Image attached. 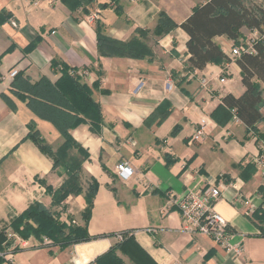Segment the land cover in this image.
Instances as JSON below:
<instances>
[{"label":"crops","instance_id":"obj_1","mask_svg":"<svg viewBox=\"0 0 264 264\" xmlns=\"http://www.w3.org/2000/svg\"><path fill=\"white\" fill-rule=\"evenodd\" d=\"M205 1L94 0L89 7L70 11L58 0H0V14L5 13L0 17V230L34 202L60 213L62 221L71 218L81 225L87 182L97 181L87 224L90 240L62 248L48 238L44 243L46 237L41 242L19 238L20 251L4 256L0 264H94L119 242L116 235L121 232L132 237L152 264H264V235L254 218L264 212V176L253 165L264 154V121L248 129L231 118L234 111L218 109L224 95L238 97L245 91L234 60L210 63L202 70L186 65L188 36L178 25ZM92 14L96 19L90 22ZM160 16L175 25L156 35ZM98 26L119 41L139 38L151 54L101 56ZM245 33L252 35L243 27L242 39ZM214 42L226 55L234 45L224 36ZM60 64L91 88L102 120L95 131L88 122L68 130L88 156L81 162L82 192L53 206L45 185L57 189L65 175L28 138L27 118L52 149L63 139L51 122L35 117L16 99L12 109L3 94H9L14 78L10 71L24 73L30 82L44 76L54 83ZM81 70L87 74L78 76ZM222 77L224 83L219 82ZM259 87L264 102V85ZM158 109L166 117L145 126ZM202 121L206 139L194 142L191 136ZM120 162H128L133 171L125 181L115 171ZM212 186L221 187L214 210L226 220L229 241L238 252L226 251L208 236L183 232L180 213L170 201V194ZM117 255L124 264H136Z\"/></svg>","mask_w":264,"mask_h":264},{"label":"trees","instance_id":"obj_2","mask_svg":"<svg viewBox=\"0 0 264 264\" xmlns=\"http://www.w3.org/2000/svg\"><path fill=\"white\" fill-rule=\"evenodd\" d=\"M70 11L86 8L94 0H58ZM116 1V0H110ZM5 15L1 13L0 17ZM9 18L6 15L5 20ZM175 24L166 16H160L154 34L161 35L168 27ZM188 36L186 43L188 58L186 65L190 70H202L210 63L222 64L230 58L220 46L214 42L219 36L231 40L234 45L242 38L241 29L256 30L264 33V6L246 4L245 0H206L192 9L191 14L178 25ZM141 33V32H140ZM97 49L101 56H118L144 58L151 54V50L137 37L128 41H119L106 36L98 26ZM37 42L30 43L26 50L33 48ZM255 53L241 54L233 59L240 69L241 83L245 88L241 96L226 94L221 98L218 109H226L233 118L234 115L248 129H254L258 122L264 121L261 108L264 102L261 96L260 83L264 85V40L254 44ZM57 63L51 64L55 68ZM58 79L52 83L42 76L35 82L22 72H18L10 85L9 94H3L5 102L15 110V99L21 102L32 115L51 122L62 137V143L53 150L43 142L34 128V120L28 122V138L37 144L40 150L52 160L54 169H59L65 175L62 184L57 188L45 185V192L51 197L53 206H60L69 195H79L81 188V162L88 158L79 144L69 136L68 130L82 123L88 122L91 131L97 130L102 120L100 106L92 98L91 88L78 78L69 74V68L60 64ZM15 89V90H12ZM12 90V91H11ZM14 101V102H13ZM214 116L219 110L213 112ZM167 115L164 110H156L145 121V126L159 124ZM230 115V116H231ZM264 139V136H262ZM71 152L74 154L71 155ZM249 167V166H247ZM256 168V167H255ZM85 193L86 207L82 214L81 225L72 223V219L62 221L60 213H55L40 202H34L20 215L11 218L8 225L0 230V262L9 253L20 251L13 239H8L7 230L22 240L34 238L41 242L42 237L52 241L53 245L62 248L90 240L87 224L91 214L92 200L97 188V181L90 178ZM260 224H257L264 235V212L254 214ZM122 240L116 243L103 255L94 260V264H124L117 255L120 252L136 264H141L142 258L146 264H152L144 256L127 232L118 233ZM15 246H14V245Z\"/></svg>","mask_w":264,"mask_h":264},{"label":"built area","instance_id":"obj_3","mask_svg":"<svg viewBox=\"0 0 264 264\" xmlns=\"http://www.w3.org/2000/svg\"><path fill=\"white\" fill-rule=\"evenodd\" d=\"M95 14H92L88 19L90 22L94 21ZM10 25L12 27H17L15 21H11ZM252 35L245 38L243 43H238L233 45L230 49L229 56L230 59L238 58L241 54L255 53L254 44L260 40H264V33L259 34L256 30H251ZM60 67L57 68L59 71ZM17 74V71L12 70L9 73V76L13 78ZM69 74L75 76L76 73L72 70H69ZM86 70H81L78 73V76L86 75ZM220 83H224V78H220ZM143 86V83H139L134 91L139 90ZM263 111V109H262ZM233 119L236 122H239V119L234 115ZM206 139V130L204 122L200 123L199 128H197L191 136V140L194 142L203 141ZM253 165L257 168L264 176V154L255 158ZM115 171L117 175L122 180H127L132 175V168L128 162H120L115 166ZM221 195V187H210L209 189L200 192L195 190H188L185 194L175 196L170 194V201L177 207L180 216L182 218L183 232L187 234L199 233L205 236H208L214 240V242L221 248L226 251L238 252V248L230 243L231 232L228 228L226 220L214 210V204L219 200ZM249 213V212H248ZM13 236V234L8 233V237ZM117 241L122 240V235H116ZM44 243H48L47 238H43ZM7 256H10L11 253H7ZM5 255V256H6Z\"/></svg>","mask_w":264,"mask_h":264},{"label":"rangeland","instance_id":"obj_4","mask_svg":"<svg viewBox=\"0 0 264 264\" xmlns=\"http://www.w3.org/2000/svg\"><path fill=\"white\" fill-rule=\"evenodd\" d=\"M246 1V4H256V5H258V6H264V0H245ZM242 36H243V34H241ZM244 35H246V37H247V34L245 33ZM249 37V36H248ZM242 39V38H241ZM245 40V38L244 39H242L241 41H239V43H243V41ZM12 90H15V89H12ZM11 90V91H12ZM28 120H29V118H27ZM43 142L44 143H46L45 141H44V139H43ZM49 145V144H48ZM50 146V145H49ZM51 147V146H50ZM52 148V147H51ZM54 149L53 150H56L57 148L56 147H53ZM9 233H11L12 234V231L10 230V232ZM8 239H13L15 242H14V244H16V241L19 239L16 235H11V237H8ZM13 244V245H14ZM15 246V245H14Z\"/></svg>","mask_w":264,"mask_h":264}]
</instances>
